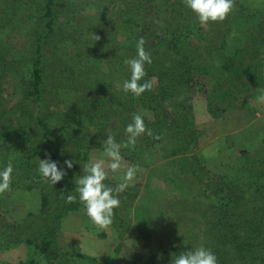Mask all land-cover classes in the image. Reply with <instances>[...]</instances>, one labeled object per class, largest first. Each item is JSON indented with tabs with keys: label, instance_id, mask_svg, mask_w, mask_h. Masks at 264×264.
I'll return each instance as SVG.
<instances>
[{
	"label": "trees",
	"instance_id": "trees-1",
	"mask_svg": "<svg viewBox=\"0 0 264 264\" xmlns=\"http://www.w3.org/2000/svg\"><path fill=\"white\" fill-rule=\"evenodd\" d=\"M45 1V6L30 1L35 22L24 32L27 72L20 69L22 65L10 71L20 77L17 102L10 105L0 97V170L11 161L10 190H35L39 196L38 210L18 224L7 223L0 211V252L20 246L28 250L23 259L7 264H76L56 235L65 215L84 207L78 198L69 204L66 197L76 195L75 178L89 163L85 151L103 150L100 141L109 135L105 123L118 127L111 135L123 143L133 114L143 117L153 137L144 134L134 148L121 149L124 167L139 165L142 170L137 174L145 172V184L140 190L137 184L118 194L120 206L114 209L110 228L119 240L150 246L151 240L161 238L163 261L156 264H171L173 255L200 245L211 250L218 264H264V154L250 156L236 147L232 136H225V149L233 154L230 160L221 156L219 172H209L197 153L201 132L192 118V89L199 83L213 119L242 110L248 100L264 92V3L263 10L250 13L245 0H235L223 22H210L205 29L183 0H83L80 4L63 0L68 10L63 5L65 12L55 15L53 0ZM21 3L8 0L3 14L0 8V31H16L8 19L13 15L5 10L17 13ZM145 12L162 16L165 44L143 37L152 63L145 64L141 83L151 80L152 89L136 97L123 91L130 78L124 61L136 56L141 38L136 17ZM60 16L66 22L71 19L75 26L70 28L76 32L60 29ZM101 17L119 22L125 42L101 38L102 26L97 27ZM93 33L101 39L95 42ZM193 34H200L196 46L191 43ZM52 41L62 46L65 41L69 49L62 51L57 45L54 49L60 53L47 51L45 46ZM123 65L126 71L120 68ZM4 66L0 54V70ZM92 95L106 96L107 109L92 106ZM45 153L67 172L54 186L37 171L38 158L45 159ZM65 160L74 162L72 169L64 166ZM105 184L116 186L110 179ZM84 218L87 230L106 238L105 230H98L86 214Z\"/></svg>",
	"mask_w": 264,
	"mask_h": 264
},
{
	"label": "rangeland",
	"instance_id": "rangeland-1",
	"mask_svg": "<svg viewBox=\"0 0 264 264\" xmlns=\"http://www.w3.org/2000/svg\"><path fill=\"white\" fill-rule=\"evenodd\" d=\"M1 1V0H0ZM22 1L17 13L11 14L8 10H5L8 15H13L12 18H8L11 23H14L16 31L12 33L0 31V54L4 55L6 66L0 70V97L4 101H7L12 105L17 102L18 93L16 92L17 83L20 77H15L14 70L10 72L17 65H22L21 70L27 72L28 58L25 51L26 45V29L33 27L35 20L30 17L34 10H31V0H19ZM74 4H80L83 0H70ZM116 1V0H114ZM6 2V3H5ZM37 2L46 5L45 0H37ZM111 2V1H110ZM8 0L0 2V7L3 14V5L7 4ZM54 3V15L55 12L62 10V7L66 8L65 1L53 0ZM262 3L264 0H245V4L248 8V12L263 10ZM25 5V6H24ZM16 6V5H15ZM66 10H68L66 8ZM145 12L138 19L137 25H139V31L137 35L144 37L145 39L156 41L158 45L165 44V38L162 36V16L151 17V15ZM64 14V13H62ZM66 14V13H65ZM164 15V14H163ZM7 17V14L5 15ZM29 17V18H28ZM60 16L58 23H60V29L66 28V31H75L71 29L70 25H74L73 21H64ZM2 18V16H1ZM28 18V19H27ZM135 18V16H133ZM76 22L79 23L77 20ZM62 23V24H61ZM119 22L112 20V18H99L97 27L102 26L100 36L104 40L111 43H117L118 40L125 42V37L119 34ZM201 25V24H200ZM75 26V25H74ZM202 28V26H198ZM206 29V25H204ZM203 28V29H204ZM197 30V27L194 31ZM76 34V33H75ZM200 34H193L191 43L193 46L198 44V36ZM136 37V35H133ZM131 36V38L133 37ZM245 37L246 34L241 35ZM128 37V36H127ZM60 46L62 51L69 49L67 42L64 41L63 46L54 41L46 44L47 51L61 52L58 49H54ZM43 51V50H42ZM54 61V60H53ZM55 64V61H54ZM123 71H126L125 65L120 66ZM263 78H264V52H263ZM203 84L199 83L192 89V118L194 120L195 128L201 132V137L197 141V153L204 157V164L206 169L213 173L219 172L217 164L220 167L219 159L227 157L231 158L233 152L229 149H225L227 142H223L225 136H232L234 138L236 147L245 149L246 152L252 156L254 154H264V104L258 102L256 96L251 100H248L242 110L229 111L225 114L223 119H213L206 110L204 98L202 97ZM92 106L96 108L107 109L108 98L106 96L92 95ZM4 133L7 134V127H4ZM104 132L108 134H115L118 131V127L113 125L111 121L105 123ZM234 136V137H233ZM5 147V146H3ZM234 151V150H233ZM237 151V150H235ZM1 152V150H0ZM103 150H86L85 154L88 157V162L93 158H100ZM3 153V152H2ZM258 155V156H260ZM123 168L121 172L117 174L109 173L108 179L115 182L117 185L120 183V176L123 174ZM144 171L137 174L136 179L128 186L139 185L140 190L145 184ZM140 175V176H138ZM154 183L156 180L153 181ZM158 196L163 197V193L156 192ZM0 197L3 199L0 205V211L5 215L7 223L18 224L24 218L27 213H34L39 208L38 193L35 190L26 191L22 189L9 190ZM84 209L80 211H72L67 213L61 222L60 230L57 232L56 238L62 249L70 251L75 258L76 264H156L162 262L160 258L159 246L164 244V241L160 238H154L149 243L150 246H145L142 241L131 240H119L114 230L111 228L105 230L106 238L100 239L92 231L87 230V220H85ZM166 224L171 225L172 221ZM91 235V237L87 235ZM87 237V238H86ZM92 239L91 242L90 239ZM28 250L20 246L18 249H6L0 252V264L17 263L18 260L23 259L27 255Z\"/></svg>",
	"mask_w": 264,
	"mask_h": 264
},
{
	"label": "clouds",
	"instance_id": "clouds-1",
	"mask_svg": "<svg viewBox=\"0 0 264 264\" xmlns=\"http://www.w3.org/2000/svg\"><path fill=\"white\" fill-rule=\"evenodd\" d=\"M185 6L190 9L198 18L199 23L223 22L235 7V0H183ZM95 42L101 38L93 33ZM146 41L141 37L136 44V56L126 59L124 63L130 69V78L123 83V91L139 97L145 91L152 89V81L147 80L141 83L146 76L145 64L152 63L151 54L144 48ZM154 79V78H153ZM258 102L264 104V92L257 98ZM125 133L127 139L123 143H118L111 134L106 139L100 141L103 152L100 158H93L89 163L83 165L82 175L75 178V193L66 197V202L71 204L79 199L83 205L85 214L89 217L92 224L101 231L107 230L113 224L114 209L120 206L118 194L123 192L135 179L137 173L142 169L139 165L124 167L122 148H134L137 139L144 134L153 137L151 129H147L144 119L140 114H133L132 121L126 126ZM160 139V136H155ZM46 158L40 160L37 171L44 182L55 185L60 182L67 172L58 167V162L53 161L49 154L45 153ZM72 160H65L64 166L67 169L73 168ZM123 170L120 176V183L115 187L105 184L109 173L117 174ZM13 165L11 161L7 166L0 170V194L10 190ZM64 191L61 192L63 198ZM171 264H218L217 257L210 249L203 245L191 248L190 250L173 255Z\"/></svg>",
	"mask_w": 264,
	"mask_h": 264
},
{
	"label": "crops",
	"instance_id": "crops-1",
	"mask_svg": "<svg viewBox=\"0 0 264 264\" xmlns=\"http://www.w3.org/2000/svg\"><path fill=\"white\" fill-rule=\"evenodd\" d=\"M87 236L91 237V235H89V234H88ZM86 238H87V237H86ZM89 239H90V238H89ZM91 241H92V239H90V241H89V242H91Z\"/></svg>",
	"mask_w": 264,
	"mask_h": 264
}]
</instances>
